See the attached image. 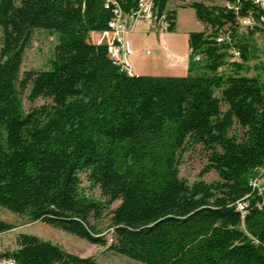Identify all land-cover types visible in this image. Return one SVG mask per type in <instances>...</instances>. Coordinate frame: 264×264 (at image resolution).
I'll use <instances>...</instances> for the list:
<instances>
[{
  "label": "trees",
  "instance_id": "16d2710c",
  "mask_svg": "<svg viewBox=\"0 0 264 264\" xmlns=\"http://www.w3.org/2000/svg\"><path fill=\"white\" fill-rule=\"evenodd\" d=\"M168 2L153 0L173 31ZM189 6L204 27L188 34L187 73L139 75L108 57L103 0H0V207L99 245L108 242L95 222L109 210L108 249L144 264H264V190L250 186L264 165V79L240 72L247 46L231 42L232 10ZM240 6L257 22L255 3ZM34 29L56 35L50 67L21 73ZM232 46L241 62L219 73ZM196 146L217 180L179 176ZM247 194L242 216L235 203ZM14 227L0 219V234ZM16 243L1 253L14 264H103L31 234Z\"/></svg>",
  "mask_w": 264,
  "mask_h": 264
},
{
  "label": "rangeland",
  "instance_id": "374dc122",
  "mask_svg": "<svg viewBox=\"0 0 264 264\" xmlns=\"http://www.w3.org/2000/svg\"><path fill=\"white\" fill-rule=\"evenodd\" d=\"M194 1L203 2L209 6H225V0H169L168 9L178 12V25L177 30L174 33H168L167 41L172 43L174 50L181 54L186 52V40H184V29L190 28L196 30L199 29L200 21L195 18L190 19L188 11L179 10L181 8L189 7L190 3ZM192 11L194 9H191ZM154 28H161L154 22ZM203 30V29H202ZM166 31V30H159ZM192 31V30H191ZM220 37L225 38L226 34H220ZM2 32L0 29V46H1ZM95 40V37L93 38ZM137 42L143 45L142 52H136L131 56V70L134 74L140 73L135 69L134 64L137 62H144L149 65V60L153 58L154 49L153 46L162 45L160 36L155 33L150 35V39L138 38ZM232 43L238 42L247 46L248 60L243 63L244 68L240 71L242 74L248 76L259 75L264 79V29L256 27L254 31H251L247 27H241L237 24L234 29ZM56 44V35L43 29H34L32 32L31 40L25 47L23 61L20 66V72L27 70H40L48 69L50 67L49 60L52 58L53 48ZM154 47V48H155ZM151 50V54H145V49ZM156 49V48H155ZM149 53V52H148ZM226 64L219 68L218 72L222 74H229L232 72V66L230 62H241L240 58H233L232 55L226 57ZM186 72L183 74L185 75ZM218 95V94H216ZM23 107L25 110L29 108V103L25 98L22 99ZM44 103V99L38 98L34 101L33 105H40ZM207 165L206 151L200 147H193L183 153L179 164V176L183 178L189 185L195 181L212 182L218 179V175L214 170L205 171ZM82 186L85 192L94 197L100 198V191L97 187L89 186L84 175L81 176ZM264 182V180H263ZM264 187V183H263ZM119 204V201L114 202L110 209L115 208ZM106 210L102 217L95 222L100 234L104 235L107 240L106 245L92 244L83 238H80L74 234L68 233L51 225H48L42 221H29L25 216L17 215L5 208L0 207V219L10 222L15 227L7 232L0 234V249L1 251H12L17 248L16 236L18 233H26L35 235L43 240L50 241L53 244L60 246L62 249L73 253L75 255L86 257L91 256L97 262L103 264H144L135 260H132L126 256L120 255L112 250L108 249V244L111 242V228L110 226V214Z\"/></svg>",
  "mask_w": 264,
  "mask_h": 264
},
{
  "label": "built area",
  "instance_id": "2783aa9c",
  "mask_svg": "<svg viewBox=\"0 0 264 264\" xmlns=\"http://www.w3.org/2000/svg\"><path fill=\"white\" fill-rule=\"evenodd\" d=\"M104 6L110 8L111 18L118 27V36L122 39V49H114L113 45L109 44L106 39L107 54L112 64L119 68V70L126 73H132L131 70V56L133 54V48L128 35L135 31L140 22H145L154 27V18H158L156 9L154 8L153 0H135L133 6L125 9L123 7V0H103ZM252 3H260L264 5V0H251ZM225 7L232 10L237 15L236 20L241 27H247L251 31H254L258 24L254 22V17L250 14L239 15L240 11V0H225ZM162 27L157 28L158 30H167L169 27V20L167 18L161 19ZM97 39V33L95 34ZM218 42L222 40H228V36L225 38L218 36L216 39ZM233 58H240V51L238 48L232 46L229 50ZM196 60L199 56L195 57ZM264 179V165L259 169L258 176L250 180V186L253 190H257L259 193L264 190L263 187ZM248 194L236 201L235 209L238 210L243 216L248 206ZM4 251L0 250V264H14L12 258L4 257L1 253Z\"/></svg>",
  "mask_w": 264,
  "mask_h": 264
},
{
  "label": "crops",
  "instance_id": "0c3cea01",
  "mask_svg": "<svg viewBox=\"0 0 264 264\" xmlns=\"http://www.w3.org/2000/svg\"><path fill=\"white\" fill-rule=\"evenodd\" d=\"M186 10L188 11V16L190 19L195 18L197 21L198 19L195 16L194 10L192 11L191 7L187 8H181L179 10ZM178 12L176 13V19H175V29L173 31H159L157 28L152 27L151 25L145 23V22H140L135 29L134 32L128 35V40L131 43V46L133 48V54L136 52H142L143 51V45L141 43L137 42L138 38H145L146 40L150 39V35L155 33L158 37L160 36V41L162 42V45H157V47L153 46L154 49V56L152 59L149 61V65H147L144 62H137L134 64V67L136 70H138L139 75H183L186 70H187V65H188V58H189V46H188V34L189 32L192 31H200L203 29L204 25L200 22L199 29L197 28L196 30L190 29V28H195L194 26L188 27L184 29L185 37L184 40H186V45L185 47L186 52L180 53L173 48V44L167 41V36L171 35L168 33H174L177 30V25H178ZM156 49H155V48ZM146 51L144 52L145 54H151V50L148 48L145 49ZM149 52V53H148ZM132 54V55H133ZM132 74L133 71H132ZM138 74V73H136ZM264 180V179H263ZM1 250V249H0Z\"/></svg>",
  "mask_w": 264,
  "mask_h": 264
},
{
  "label": "bare ground",
  "instance_id": "6f19581e",
  "mask_svg": "<svg viewBox=\"0 0 264 264\" xmlns=\"http://www.w3.org/2000/svg\"><path fill=\"white\" fill-rule=\"evenodd\" d=\"M242 0H240L241 2ZM258 9V19L255 23L258 24V27L264 29V5L260 3H255ZM164 18V14H161L158 18H154V22L162 27V20ZM108 27L113 30L115 43L113 44L114 49H122V39L118 36V27L117 24L114 23V20L110 18L107 23ZM249 195V194H248Z\"/></svg>",
  "mask_w": 264,
  "mask_h": 264
}]
</instances>
